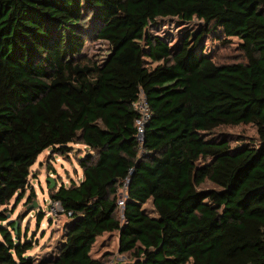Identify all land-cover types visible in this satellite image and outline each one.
I'll return each mask as SVG.
<instances>
[{
  "label": "trees",
  "instance_id": "1",
  "mask_svg": "<svg viewBox=\"0 0 264 264\" xmlns=\"http://www.w3.org/2000/svg\"><path fill=\"white\" fill-rule=\"evenodd\" d=\"M167 17L203 22L192 46L141 26ZM213 29L239 40L242 60L206 51ZM92 37L109 45L101 61L82 54ZM238 124L256 137L214 131ZM70 144L86 148L82 178L48 192L71 212L65 240L35 261L17 221L2 224L7 205L38 154ZM107 232L126 261L91 255ZM188 263L264 264V0H0V264Z\"/></svg>",
  "mask_w": 264,
  "mask_h": 264
},
{
  "label": "rangeland",
  "instance_id": "2",
  "mask_svg": "<svg viewBox=\"0 0 264 264\" xmlns=\"http://www.w3.org/2000/svg\"><path fill=\"white\" fill-rule=\"evenodd\" d=\"M141 26L151 35H158L164 38L172 48L192 46L196 33L202 32L203 22L198 18L190 21H183L178 17L156 18L154 21L142 20ZM216 36H222L219 29H213L202 36V41L217 62H232L242 60L239 51V40L236 37H229V40L222 43ZM223 39L225 37H222ZM226 40V39H224ZM109 53V45L106 41L92 37L86 41L82 54L91 60L101 61ZM215 132L230 134L235 144L237 139H248L256 137V129L252 124H238L232 126H219ZM86 152L84 145L70 144L68 155L53 152L51 149L43 150L38 154L35 162L30 167L29 185L24 197L15 204L12 198L7 205V220L2 224L7 225L8 221H17L20 230V241H31L32 247L24 252V256H32L35 261L43 258H50L57 254L61 243L64 241L69 218L64 215H53L48 205L50 202L48 192V178H52L55 187L60 184L69 185L72 181L77 182L81 176V168L78 165V157ZM33 190V201L27 203L26 199ZM124 187L120 188V196L116 203L120 207L119 218L122 219V195ZM29 206H32L29 208ZM142 208L150 215H155L151 200L142 205ZM42 212V218L37 222V214ZM11 230V228H10ZM13 233V232H12ZM106 259L126 261V255L118 253L117 232L104 233L97 237L92 246L91 255ZM190 264V263H188Z\"/></svg>",
  "mask_w": 264,
  "mask_h": 264
},
{
  "label": "built area",
  "instance_id": "3",
  "mask_svg": "<svg viewBox=\"0 0 264 264\" xmlns=\"http://www.w3.org/2000/svg\"><path fill=\"white\" fill-rule=\"evenodd\" d=\"M135 109L140 114V117L136 120V128H137V136L143 134V127L148 118L150 117V111L148 105L146 103L145 98L142 95H139L136 102L134 103ZM49 211L53 215H64V216H71V212L65 210L59 200H50L48 205Z\"/></svg>",
  "mask_w": 264,
  "mask_h": 264
},
{
  "label": "water",
  "instance_id": "4",
  "mask_svg": "<svg viewBox=\"0 0 264 264\" xmlns=\"http://www.w3.org/2000/svg\"><path fill=\"white\" fill-rule=\"evenodd\" d=\"M137 138H138L139 140H141V139H142V136H141V135H138ZM46 182L49 184V188H54V187H55V183H54V181L52 180V178H48ZM30 207H32V206H29V208H30ZM16 226H17V224L14 225L15 232H16Z\"/></svg>",
  "mask_w": 264,
  "mask_h": 264
},
{
  "label": "crops",
  "instance_id": "5",
  "mask_svg": "<svg viewBox=\"0 0 264 264\" xmlns=\"http://www.w3.org/2000/svg\"><path fill=\"white\" fill-rule=\"evenodd\" d=\"M81 178H82V173H81V176H80V179L79 180H81ZM64 240H65V238H64ZM64 242V241H63Z\"/></svg>",
  "mask_w": 264,
  "mask_h": 264
}]
</instances>
